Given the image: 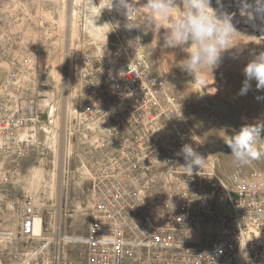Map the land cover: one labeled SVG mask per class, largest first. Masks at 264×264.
<instances>
[{"label": "built area", "instance_id": "built-area-1", "mask_svg": "<svg viewBox=\"0 0 264 264\" xmlns=\"http://www.w3.org/2000/svg\"><path fill=\"white\" fill-rule=\"evenodd\" d=\"M40 1L0 0L5 185L19 181L33 151L39 116L34 67L47 10ZM99 6L105 23L118 27L110 29L105 50L75 60L66 127V161L81 164L90 184L86 264H264V171H223L143 49L129 46L136 37L141 44L140 28L128 30L126 16ZM184 144L207 159L192 175L179 167ZM38 221L45 225V214L37 197L28 195L19 206L17 235L9 239H36ZM45 245L25 251L22 264H34Z\"/></svg>", "mask_w": 264, "mask_h": 264}, {"label": "rangeland", "instance_id": "rangeland-1", "mask_svg": "<svg viewBox=\"0 0 264 264\" xmlns=\"http://www.w3.org/2000/svg\"><path fill=\"white\" fill-rule=\"evenodd\" d=\"M42 1L47 9L43 12L44 20L48 23L54 21L57 23L52 25L45 22L44 28L40 30L42 38L38 45V61L34 67L39 116L32 133L33 151L24 162L22 176L18 182L13 185L0 182V234L17 235L19 206L28 195L37 197L38 206L45 214L46 232L54 234L57 218L55 206L58 204V194L62 184V235L84 238L89 228L90 184L82 175L81 164L78 162H72L70 165L67 163L64 176L59 171L61 123L65 103L62 88L64 80L63 75H60L61 78H55L51 71L45 68L42 57L47 52L46 45H48L57 50L60 58L70 62L71 76H73L70 77L68 89L69 105L75 80L77 65L75 60L79 55L95 54L101 49L105 50L111 27L105 25L104 13L99 8L100 0ZM101 1L103 5L109 3V0ZM39 2L41 1L34 0L35 4ZM222 4L226 11L234 14L233 23L242 35L237 34L230 41L233 49L222 53L221 64L213 73L214 79L211 72L207 74V88L203 90L204 94L199 89L200 85L192 84L194 77L180 67L179 62L183 54L178 50L174 52L161 47L159 30L151 24L148 29L140 27L141 44L147 48L143 51L148 64L156 74L172 86L169 87L179 97L204 144L219 159L222 170L229 172L239 169L245 174H251L254 171H264V155L247 166H235L229 156L231 149L225 142L227 141L225 135L232 136L242 127L264 120V90H257L256 82L252 81V89L246 95H239L245 79L243 69L252 58V53L264 51V23L259 20L250 22L246 16H242L240 0H222ZM70 6L75 7L74 17L71 16ZM212 7H217L216 0H212ZM70 19L75 23L74 29L73 26L69 27L70 22H67ZM71 28L74 35L71 53L67 57V36ZM161 28L167 30V25L164 24ZM238 50L240 51L234 58L233 53H237ZM257 97L261 99L258 100ZM261 136H264V132ZM257 147L264 150V143L258 144ZM36 171L41 172L42 179L41 182L33 183L31 177ZM23 243H27L28 249H24ZM47 243L49 241L37 238L0 239V256L5 264H22L25 259L23 253L34 251L35 248ZM61 244L60 264H86L87 247L82 242L61 241ZM47 247L45 254L38 256L34 264H55L57 241L51 240Z\"/></svg>", "mask_w": 264, "mask_h": 264}, {"label": "clouds", "instance_id": "clouds-1", "mask_svg": "<svg viewBox=\"0 0 264 264\" xmlns=\"http://www.w3.org/2000/svg\"><path fill=\"white\" fill-rule=\"evenodd\" d=\"M216 4L217 7L213 8L212 0H109L105 8L115 7L118 13L126 16L125 27L128 30L141 26L148 29L150 24L159 30L160 46L182 53L180 67L194 77L192 84L204 88L207 86V74L211 72L214 79L213 73L221 64L222 53L233 49L230 41L241 34L233 23L234 14L224 9L222 0H216ZM240 11L250 22L259 20L264 23V0H240ZM130 17H135L132 24H129ZM164 24L167 30L161 28ZM105 25L110 26L112 31L118 27V23ZM128 44L135 52L137 47L147 49L141 46L139 37L129 40ZM239 51L233 53L234 58ZM243 74L245 79L239 95H246L252 89V81L256 82L257 90H264V51L252 53ZM262 132L264 120L244 126L232 136L224 134L227 141L223 139L231 149L229 156L235 166H247L264 155V150L257 147L264 143ZM177 155L184 158L185 163L179 167L185 170L186 175H192L194 168L201 171L207 161L191 144H184Z\"/></svg>", "mask_w": 264, "mask_h": 264}, {"label": "bare ground", "instance_id": "bare-ground-1", "mask_svg": "<svg viewBox=\"0 0 264 264\" xmlns=\"http://www.w3.org/2000/svg\"><path fill=\"white\" fill-rule=\"evenodd\" d=\"M98 3L102 7H104V5H105V4L103 5V2L101 0ZM70 7H72V6H70ZM73 7L70 8V9H71V16L74 17L75 7L74 8ZM70 20H67V22L68 21L70 22L69 27L73 26V29H74V24L75 23L72 22V20L71 21ZM92 22H93V20H92ZM100 22H102V21H100ZM102 24H104V23L102 22ZM93 26H94V24H93ZM98 26H99V24H98ZM73 35H74V33L72 31V28H71V30H68V36H67L68 37V44L66 46V47H68L67 54H66L67 57H69V55L71 53L70 51L72 49V38H73ZM46 46H47V52L42 57L43 60H44V61L43 60L42 61L45 64V68H47L49 71H51V74L55 78H58V77H60V75H63V80H64L62 88H63V91H64V101H65V103H64V106H63V116H62V123H61V125H62V135H61L62 139L61 140L62 141H61V145H60L61 149H60V160H59V171H60L61 175H63L64 174V170L66 168V164H67L66 155L68 154V145H67V138H66V127H67V112H68V106H69L68 105V89H69V84H70V79H71L70 77L73 76V75L71 76L72 66L70 65V62L68 60H65V59L63 60V58H60L61 56H59V54H57V50L55 48H51L48 45H46ZM205 88H207V86L204 87V88H200V86H199V89H201L202 93H203V90H205ZM208 89H209V87H208ZM261 139L264 140V136H261ZM40 174H41V172L36 171L33 174V176L31 177V182H33V183L39 182L42 179V175H40ZM55 207H56V212H57V218H56V224H55L56 232L54 234H48L45 231L44 222H42V224H41L40 221H38L37 224H36L35 232H36V234L40 235L39 237H37V239H42V240L49 241V243H47L45 245L46 247L50 244L51 240H56L57 241L55 264H60L61 249L59 247V243L61 241H65V242H77V241L78 242H83V238L63 237V235H62V223H63L62 222V210H63L62 209V184L60 185V189H59L58 204ZM40 232H41V234H40ZM12 235H14V234L13 233L0 234V239H9ZM41 251L42 250L37 252V254L34 257L37 258L41 254Z\"/></svg>", "mask_w": 264, "mask_h": 264}]
</instances>
